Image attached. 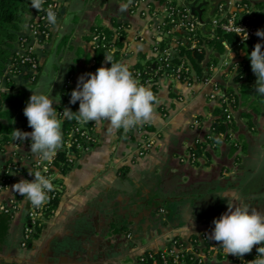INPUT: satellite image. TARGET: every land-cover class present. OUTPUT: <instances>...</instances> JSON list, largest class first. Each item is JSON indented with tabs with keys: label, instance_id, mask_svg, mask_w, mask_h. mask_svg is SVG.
Segmentation results:
<instances>
[{
	"label": "crops",
	"instance_id": "0c3cea01",
	"mask_svg": "<svg viewBox=\"0 0 264 264\" xmlns=\"http://www.w3.org/2000/svg\"><path fill=\"white\" fill-rule=\"evenodd\" d=\"M59 1L61 10L57 25L53 26L52 39L49 43L35 45L42 65L57 38L73 40L71 43L84 47L87 57L91 58L89 35L93 26L115 27L111 24L113 16L128 23L126 37L131 52L128 62L142 61L139 52L153 56V26L140 15L131 14L129 8L121 12L120 6L127 0L85 7L86 22L63 36L59 31L64 18L68 10L77 5L75 0ZM185 1L193 0L183 3ZM83 5H87V0ZM36 16L37 10L30 5L17 29L13 49L18 50L19 37L29 33V27L24 30L22 25H29ZM139 36L143 37L142 41ZM104 64V60L97 66L91 62L81 70L73 64L67 76L73 70L76 82L81 75L94 73ZM25 73L13 75L12 79L26 90L27 96L29 86L37 82L33 83ZM217 77L224 84L232 82L221 74ZM162 87L163 99L155 106L154 119L148 122L152 130L161 132L157 145L140 156L138 139L132 132L113 129L107 121L98 125L97 143L82 154L77 166L63 178L59 208L43 220L40 232L26 247L21 245V239L30 201L12 189L22 176L18 175L0 192V203L14 199L19 207L12 215L0 211V264H140L143 252L168 245L176 237L186 238L202 230L211 234L215 225L198 216L199 202L215 194L213 181L221 188L215 194L217 206L228 210V202L241 199L239 193L256 173L253 169L256 159L264 162V115L260 120L254 116V124L250 126L249 119L241 113L252 111L253 100L246 105L244 99L235 112L238 116L233 128L235 142L223 141L209 156L201 157L196 163L181 162L180 155L186 154L194 142L209 131L216 104L206 97L210 86L198 80L190 85L164 80ZM3 91H9L4 81L0 85V92ZM26 98L28 103L30 98ZM256 131H259L258 136ZM233 145L236 147L232 148ZM30 150V139L20 140L18 144L12 141L0 150V164L13 159L25 166L29 162L27 156L33 154Z\"/></svg>",
	"mask_w": 264,
	"mask_h": 264
},
{
	"label": "built area",
	"instance_id": "2783aa9c",
	"mask_svg": "<svg viewBox=\"0 0 264 264\" xmlns=\"http://www.w3.org/2000/svg\"><path fill=\"white\" fill-rule=\"evenodd\" d=\"M212 1L214 6L213 12L217 14V17L212 20L210 19L212 24L211 30L214 31L219 27L225 33L236 35L238 41L235 44H231L227 40L223 41L226 51L221 55H217L218 60L210 63L201 79L198 78L191 63L181 56L178 46L188 43L192 47L197 46L196 37L199 29L205 25L204 17L203 20H201L197 15H194L188 7H182L181 3L175 2V0H132L129 6V12L131 14L140 15L147 20L148 24L153 26L154 38L152 43V57H156L158 61V65H155L153 70L145 71L139 68H131L130 70L133 75L136 76L142 84L150 88L158 83V81H154L153 76L149 75L154 73L160 75L161 80L159 82L169 80L190 85L193 81L198 80L204 85H209L210 89L206 92V97L208 100L215 102L216 107L221 109L220 114L223 116V122L227 126L226 130H220L216 124L217 116L214 115V119L212 120L207 134L202 138H198L194 142V145L188 149L186 154L180 155L181 162L196 163L201 157H206L199 151L197 147L198 143H205L206 147L204 149L211 152L216 150L223 141L235 142L234 130L231 125L235 119L236 96L230 92V88H233L236 92L238 90L237 84L233 87L235 83L233 80L234 76L240 75L242 80H248L247 76L249 71L254 73L251 68L250 53L254 49L256 43L260 42L264 44V39L256 35L257 30L263 28L252 21L251 17H253V14L247 3H243L242 0ZM49 6L56 12L58 17L60 1L46 0L44 8L47 9ZM120 22L121 24L117 27L109 26V28L114 31L112 34L95 26L90 32L91 47L93 51L102 47L106 50V55L110 56L116 51H119L122 62L130 68L133 67L134 64L128 63L129 57H127V54L131 53L126 37L128 23L125 21ZM52 30L53 26L49 25L46 19V12L37 11V16L29 24V33L22 35L19 39V65L26 71L30 70L35 72L37 70L39 61L35 51V45L49 43L53 37ZM177 32L183 33L184 35L181 37ZM247 33L248 38L245 40L242 35L246 36ZM139 40L142 41L143 37L139 36ZM119 41H122L124 45L119 46L117 44ZM175 58L177 61H173ZM92 62L95 64L96 58H92ZM13 65L14 64L10 67ZM145 73L147 74L145 75ZM218 74L225 76L228 80H231L233 84H224V82L217 77ZM256 80L257 79L253 82L255 83ZM77 82L78 81H74L73 74L65 80L64 95H67V99L60 101L63 108L58 113H60L61 116L64 109L69 105L71 96L68 95V89L71 86L76 88ZM97 126L98 125L94 122L93 125L88 127H85L84 124L80 125L75 130L79 136L73 139V134H70L71 138L66 139L64 146L67 148L70 161L73 162L77 160V152L84 153L92 149L97 143ZM148 127L149 123H145L128 130L137 136V153L140 156L147 154L155 147L161 137V132L159 130H151ZM24 131L27 132L30 131V129H25ZM18 143L19 141H17V144ZM27 158L29 162L25 166L21 164L20 161L14 160L15 162H19V164L16 165L12 171H8V173L13 176V180L18 175H21L23 179L33 180L34 175H29V170L33 172L40 171L43 175L51 177L53 181L55 180L57 173L53 172V169L56 156L51 162H42L38 160L34 154L27 156ZM45 168L47 169L46 172L44 171ZM21 170L25 171L24 174L21 173ZM10 181L5 177H0V192L9 186L12 182ZM53 184L54 187L59 186L54 182ZM49 194H51V192ZM18 208V203L14 199L5 203H0V211L8 215L15 213ZM47 209L48 206L46 204L40 208H36L30 202L28 220L21 239V245L23 247L28 246L35 236L37 227L42 225L43 215ZM209 236L210 234L206 230H202L192 232L186 238L176 237L168 245L143 252L139 257V263L250 264V262L257 257V249L261 246L255 245L250 253L245 254L241 258L231 254L227 255L222 246L218 242L211 240ZM128 237H131V234H129Z\"/></svg>",
	"mask_w": 264,
	"mask_h": 264
},
{
	"label": "clouds",
	"instance_id": "9594fccd",
	"mask_svg": "<svg viewBox=\"0 0 264 264\" xmlns=\"http://www.w3.org/2000/svg\"><path fill=\"white\" fill-rule=\"evenodd\" d=\"M45 2L31 0V7L45 11L48 24L56 26L57 14L50 6L45 9ZM131 3L132 0H127V3L121 4L120 11H127ZM22 27L27 30L29 25L25 23ZM256 35L264 39V29H258ZM242 36L246 40L248 33ZM250 60L251 68L257 76L256 92L264 95V44L256 43L250 53ZM108 62L111 63L110 67L106 66ZM77 101L79 110L73 112L66 107L62 112L63 119H75L81 125L88 122L101 125L107 121L111 128H123L125 131L152 121L155 106L159 103L151 88L142 84L129 66L123 62H114L110 55H105V64L94 73L79 77L77 87L70 97L71 104ZM59 103L60 97L53 100L49 95L37 94L32 89L24 115L33 130L25 132L15 129L13 133L17 141L30 139V151L42 162H51L63 147V120L54 107V104ZM29 175H34V179H21L12 189L26 197L34 207L40 208L49 201V193L55 190L53 180L40 171L29 170ZM213 223L215 227L209 237L218 242L227 255L242 258L255 245H261L257 249V257L250 264H264V212L247 204L228 202V210Z\"/></svg>",
	"mask_w": 264,
	"mask_h": 264
},
{
	"label": "trees",
	"instance_id": "16d2710c",
	"mask_svg": "<svg viewBox=\"0 0 264 264\" xmlns=\"http://www.w3.org/2000/svg\"><path fill=\"white\" fill-rule=\"evenodd\" d=\"M175 2H178L175 0ZM243 3H247L251 9L253 17H251L252 21L258 24L261 28L264 29V0H242ZM31 0H0V85L4 81L6 83L7 88L9 91L0 92V150H4L5 147L15 141L13 137V133L15 129H20L24 131L25 129L33 130L29 127L28 119L24 115V109L27 105V98H26V90L22 87L17 85L16 81L12 79V75L14 74H22L25 72V76L31 79L33 83L37 82L40 71L42 70V63L39 61V66L35 72L26 71L22 66L19 65V54L18 50L13 49V45L15 40L17 39V29L20 26L21 21L23 20L26 12L30 8ZM182 7H187L183 2H181ZM61 7V4H60ZM261 11H257L258 9ZM59 8L58 17L60 15ZM256 10V11H255ZM57 17V18H58ZM205 25L199 29L197 39V46L192 47L189 43L178 46V50L187 61L191 63L193 69L195 70L199 79L204 76V71L210 65L212 61H217L218 56L221 55L226 51V47L223 43L224 40L229 41L231 44H235L238 41V37L233 34L225 33L221 28L217 27L214 31H212V24L211 20H204ZM121 22L118 21L115 27L120 25ZM98 28L104 29L107 33L112 34L114 31L109 28L107 25H97ZM95 26H93L92 30ZM176 34V33H175ZM179 36L182 37L183 33L177 32ZM21 37V36H20ZM19 37V39H20ZM89 39L91 40V35H89ZM170 39V38H169ZM181 39V38H180ZM119 46H123L124 43L122 41L117 42ZM107 54L104 48H98L93 51L92 58H96L95 66L100 65L101 61L104 60L105 55ZM119 51H116L112 54V59L114 62H122V57L119 55ZM131 53L127 54V57H130ZM138 57L143 59L142 61H137L134 63L133 67L131 68H139L145 71L153 70L155 65H158V61L156 57H147V54L144 52H139ZM173 61H177V59H173ZM14 64L12 67H10ZM108 67L111 66V63L108 62ZM10 67V68H9ZM249 68V67H248ZM250 69V68H249ZM11 71V73H10ZM73 70H70L67 77L72 74ZM152 72V71H151ZM147 73H145L146 75ZM150 76L154 77V81H158L151 90L154 92L156 97L158 96V92L161 88L162 81L159 74H149ZM90 78V77H89ZM248 80H242L240 75L234 76L233 80L237 84V92L234 91L233 88H230V92L235 94L236 96V109L241 104V101L245 99V97H249L248 93L254 91L255 84L253 81L257 79V76L249 71ZM65 84V83H64ZM62 87V98L61 101L67 99V95H64L65 87ZM241 88H243L241 92ZM74 86H71L68 89V95L71 96L72 91L74 90ZM258 98H263L264 95H260L256 92ZM256 100L253 99L251 102V106H254ZM8 104V105H6ZM254 104V105H253ZM54 107L56 108L57 112L63 108V106L59 104H55ZM67 108H70L73 112L79 110V101L75 104H71L69 101V105ZM221 109L216 107L215 115L216 117V124L220 130H226L227 126L224 124L222 115L220 114ZM258 113H261V110L258 106L252 108V111H243L241 114L243 117H247L249 119V125L252 126L254 124V116ZM62 123V132H63V147L57 151L56 159H55V166L53 172L57 173V176L54 183L58 184L59 186L55 187V190L49 194V201L46 203L48 209L45 211L43 215V220L48 219L54 214L57 209L59 208L61 202V184L63 182V178L67 175L71 170H73L78 163L79 158L82 156L83 153L77 152V160L70 161V157L67 154V148H65L64 143L67 138L75 139L79 136L77 132H75L76 128L81 124L77 123L75 119L68 120L63 119ZM85 127L93 125V122H88L84 124ZM232 128L236 126L235 120H233ZM149 129L152 128L149 126ZM74 131V132H73ZM199 151L205 155L209 156L211 152L206 151L204 148L206 147L205 143H198L197 145ZM236 146H232L235 148ZM19 162H15L13 159H9L4 165L0 164V177H5L7 179H11L13 181V176L8 173V171H12L13 168L18 165ZM125 170L127 168H124ZM24 170H21V173L24 174ZM10 181V182H11ZM43 222V221H42ZM42 226H38L35 232V236L38 235Z\"/></svg>",
	"mask_w": 264,
	"mask_h": 264
},
{
	"label": "rangeland",
	"instance_id": "374dc122",
	"mask_svg": "<svg viewBox=\"0 0 264 264\" xmlns=\"http://www.w3.org/2000/svg\"><path fill=\"white\" fill-rule=\"evenodd\" d=\"M110 1H119V0H87V5H83L86 0H75V4L77 5L75 9L70 8L67 12L66 17L64 18V25L63 28L59 31L60 36H63L64 33L71 34L74 32L82 22H86L84 17V9L85 7L91 8L94 5H102L104 3L110 4ZM124 1V0H121ZM178 2H183L184 0H177ZM207 1L208 3L204 6V13L203 17L205 20L214 19L217 17V14L213 12L214 6L212 0H201ZM80 2V4H79ZM75 7V6H74ZM258 9V8H257ZM256 11V10H255ZM258 12L261 9L257 10ZM114 22L112 25H116L118 23L117 17H114ZM100 22V20H98ZM73 40L68 39L67 41H62L61 39H56L52 49L48 52L47 56L44 59L42 70L40 73L39 80L36 84L30 85L27 91V96L29 97L32 95L33 91L37 92V94H47L53 100L57 98H61V84L65 80L68 70L71 65H76V69H84L88 64H91L92 59L87 57V51L84 47L79 48L78 45L71 43ZM129 63V62H128ZM231 82V81H230ZM78 83V82H77ZM76 83V85H77ZM232 84V82L230 83ZM241 92L244 90H242ZM245 91V90H244ZM243 91V92H244ZM164 92V88H161L160 95L157 97L159 103L163 97L161 94ZM249 97H245L246 105L252 99L256 100L254 106L251 108L258 106L261 110V113L257 114V120L261 119V116L264 115V97L258 98L256 92L252 91L248 93ZM8 105V104H6ZM235 123H238V116H235ZM236 127V126H235ZM234 127V128H235ZM257 136L259 131L255 133ZM264 140V135L263 138ZM256 170V173L253 174L250 184L240 192L241 196V203L247 204L251 208H255L258 211L264 212V162L261 160L256 159V163L253 164ZM215 189V194L221 190L218 183L213 181L211 183ZM214 195H207L201 199L200 209L198 216L205 217L209 221H214L216 218L222 216L227 210L225 206H217L216 205V196ZM205 200V201H204ZM240 200H236L235 202H239ZM234 202V203H235ZM211 231V230H210ZM213 231V230H212ZM150 246V243L147 244Z\"/></svg>",
	"mask_w": 264,
	"mask_h": 264
},
{
	"label": "water",
	"instance_id": "95a60500",
	"mask_svg": "<svg viewBox=\"0 0 264 264\" xmlns=\"http://www.w3.org/2000/svg\"><path fill=\"white\" fill-rule=\"evenodd\" d=\"M207 3H208L207 1H200V0H193V1H185L184 2V4L191 10V12L194 15H197L201 20H203L204 6ZM120 213H123V212H120Z\"/></svg>",
	"mask_w": 264,
	"mask_h": 264
}]
</instances>
